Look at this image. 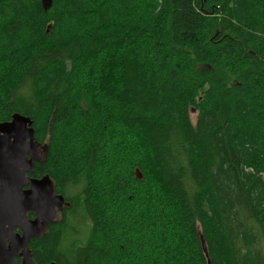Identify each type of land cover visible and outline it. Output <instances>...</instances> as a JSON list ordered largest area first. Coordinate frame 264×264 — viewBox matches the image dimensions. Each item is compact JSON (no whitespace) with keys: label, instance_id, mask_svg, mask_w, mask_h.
Segmentation results:
<instances>
[{"label":"trees","instance_id":"1","mask_svg":"<svg viewBox=\"0 0 264 264\" xmlns=\"http://www.w3.org/2000/svg\"><path fill=\"white\" fill-rule=\"evenodd\" d=\"M14 112L70 203L35 264H264V0H0Z\"/></svg>","mask_w":264,"mask_h":264},{"label":"water","instance_id":"2","mask_svg":"<svg viewBox=\"0 0 264 264\" xmlns=\"http://www.w3.org/2000/svg\"><path fill=\"white\" fill-rule=\"evenodd\" d=\"M51 3L41 0L45 10ZM47 153V145L35 139L28 116L14 112L9 120L0 122V264H15L14 257H21V264H35L30 239L45 234L70 204L56 192L48 174L29 176L35 163L46 161ZM29 213L34 217L29 218ZM16 227L21 233L15 231ZM200 241L210 264L202 235Z\"/></svg>","mask_w":264,"mask_h":264},{"label":"rangeland","instance_id":"3","mask_svg":"<svg viewBox=\"0 0 264 264\" xmlns=\"http://www.w3.org/2000/svg\"><path fill=\"white\" fill-rule=\"evenodd\" d=\"M191 118H192V120L195 119V112H191ZM81 218H82L81 215H78L77 222H74L73 225H74V227L77 228V229L81 232V234L83 235L86 226H85L84 223H81V222H80V219H81ZM73 221H74V220H73Z\"/></svg>","mask_w":264,"mask_h":264},{"label":"flooded vegetation","instance_id":"4","mask_svg":"<svg viewBox=\"0 0 264 264\" xmlns=\"http://www.w3.org/2000/svg\"><path fill=\"white\" fill-rule=\"evenodd\" d=\"M29 176L30 177H35L32 174H29ZM24 188H27V186H24ZM28 216H29V218H33L34 217V214L33 213H29ZM15 231L21 233V231L19 230L18 227L15 228ZM7 243H8V241H7ZM13 261H14L15 264H21L22 259H21V257H14L13 258Z\"/></svg>","mask_w":264,"mask_h":264}]
</instances>
